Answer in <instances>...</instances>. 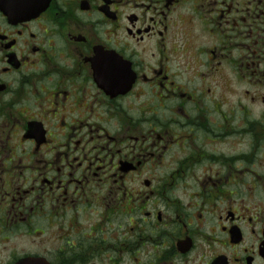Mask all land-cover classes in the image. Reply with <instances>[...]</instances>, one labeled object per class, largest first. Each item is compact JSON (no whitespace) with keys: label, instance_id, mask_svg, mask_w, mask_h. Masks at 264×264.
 Returning a JSON list of instances; mask_svg holds the SVG:
<instances>
[{"label":"flooded vegetation","instance_id":"flooded-vegetation-1","mask_svg":"<svg viewBox=\"0 0 264 264\" xmlns=\"http://www.w3.org/2000/svg\"><path fill=\"white\" fill-rule=\"evenodd\" d=\"M0 5V264H264V0Z\"/></svg>","mask_w":264,"mask_h":264},{"label":"water","instance_id":"water-1","mask_svg":"<svg viewBox=\"0 0 264 264\" xmlns=\"http://www.w3.org/2000/svg\"><path fill=\"white\" fill-rule=\"evenodd\" d=\"M49 0H0L1 10L9 16L20 19L36 16L48 4Z\"/></svg>","mask_w":264,"mask_h":264}]
</instances>
